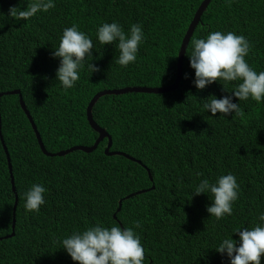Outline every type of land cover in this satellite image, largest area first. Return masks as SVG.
<instances>
[{
    "label": "trees",
    "instance_id": "16d2710c",
    "mask_svg": "<svg viewBox=\"0 0 264 264\" xmlns=\"http://www.w3.org/2000/svg\"><path fill=\"white\" fill-rule=\"evenodd\" d=\"M202 1L53 0V9L26 21L11 18L9 9L26 10L32 0H0V92L20 89L49 152L91 146L99 136L87 118L93 96L173 84L183 37ZM104 23H118L126 35L133 24L141 26L134 63L118 65V42H99ZM73 25L94 48L78 70L80 79L65 90L57 80L61 60L53 53ZM212 32L243 35L251 45L246 62L257 74L264 71V0H211L192 33L175 89L104 95L94 105V121L112 137L110 151L119 154L105 153V138L92 152L45 155L19 95L2 96L0 264H78L60 241L97 225L132 228L146 254L143 264H231L216 251L220 243L232 238L239 246L236 230L264 226L258 219L264 214V99L239 101L231 91L242 81L228 82L227 90L224 81L203 90L195 86L187 52L194 38ZM91 63L99 71L92 73ZM213 96H231L243 115L212 116L203 105ZM228 174L236 177L238 199L232 214L217 220L207 211L211 195H195V188ZM12 176L18 196L14 235ZM34 184L46 189L45 203L28 212L24 194Z\"/></svg>",
    "mask_w": 264,
    "mask_h": 264
},
{
    "label": "clouds",
    "instance_id": "9594fccd",
    "mask_svg": "<svg viewBox=\"0 0 264 264\" xmlns=\"http://www.w3.org/2000/svg\"><path fill=\"white\" fill-rule=\"evenodd\" d=\"M54 7L53 0H32L28 3L26 10L11 7L9 16L16 20L27 21L38 12H48ZM97 36L102 45L118 42L120 54L115 60L118 65L127 67L136 61L139 45L143 40V32L139 24H133L130 33L126 35L118 23H104L98 29ZM21 39L24 43L26 42L23 38ZM93 48V41L83 32L78 31L77 26L73 25L64 29L59 47L55 49L53 55L61 60L57 70V80L65 90L74 87L80 79L78 70L84 66L85 58L92 56ZM191 48V53L187 52V55L190 57V66L195 70L194 83L198 89L203 90L217 81H224L223 84L227 90L228 82L242 81L235 90L231 91L239 101H247L251 98L259 103L264 99V71L257 74L246 62L245 57L251 51V45L243 35H236L233 32L227 34L212 32L206 39L194 38L191 41ZM89 69L92 73L99 71L92 63ZM14 90L20 89L2 91L0 94L19 95L20 99L21 91L20 94H6ZM203 108L210 111L212 116L220 113L226 117L233 112L243 115L240 104L233 103L231 96H225L222 99L210 97ZM148 174L150 178L151 172L148 171ZM238 189L236 177L228 174L219 177L214 184L207 179L202 180L195 188V195L210 194L213 203L207 211L220 220L225 215L232 214V204L238 199ZM12 191L16 198V186L13 183ZM45 191L42 185L34 184L24 194L26 211H40L41 205L45 203L43 196ZM258 219L264 221V214H261ZM135 226L140 227V223L135 222ZM235 233L239 234V246L232 238H226L216 251L221 254L226 253L231 259V264H261V257L264 256V226L257 224L252 229L236 230ZM60 243L72 260L78 264H143L145 259L140 238L132 228L122 229L119 226H113L109 229L97 225L82 233H73Z\"/></svg>",
    "mask_w": 264,
    "mask_h": 264
},
{
    "label": "water",
    "instance_id": "95a60500",
    "mask_svg": "<svg viewBox=\"0 0 264 264\" xmlns=\"http://www.w3.org/2000/svg\"><path fill=\"white\" fill-rule=\"evenodd\" d=\"M210 1L211 0H203L202 1V3L199 5V7H198V9H197V11L193 17V20L191 21V23L188 26V29L185 33V36L183 37V41L181 43L180 50L178 53L177 75H176V79H175L173 84L165 86V87H147L146 88V86H132V87H123V88H118V89H105L103 91H99L98 93H96L93 96V98L90 100V102L87 106V118H88V124L99 134V136L96 139V141L93 143V145H91V146L74 145L68 149L57 151L55 153L49 152L44 145V142L42 140V137H41L39 130L36 128V125L34 124L35 122L33 120V117L31 115L30 111L26 108L25 102H24L22 96L20 95L21 107L29 118L30 125L36 134L39 146H40L41 150L43 151V153L45 155H48V156H63V155H66L70 152H73L75 150H82L84 152H92L93 150H95L97 148V146L99 145V143L103 139L107 138L108 144L105 148V153L108 155L119 154L120 152H117V151L111 152L110 151V146L112 144L111 136L108 134V132L103 127L99 126L94 121L93 114H92V109H93L94 105L96 104L98 99L104 95H110V94L119 95V94H124L127 92L162 93V92H168V91L175 89L178 86L180 78L182 77L183 58H184L186 49L188 47L190 38L192 36V33H193L195 27L199 23V20H200L202 13L206 10ZM3 94L4 93L0 94V98ZM6 94H20V90H14V91L6 92ZM0 124H1V116H0ZM0 134H1V131H0ZM1 139L3 141L2 136H1ZM3 145H4V148L6 150V146H5L4 142H3ZM6 153H7V150H6ZM7 158L9 161V166L11 167L10 158H9L8 153H7ZM150 178L152 180V176H150ZM11 181H12V183L14 182L13 176H12ZM153 188H154V185L151 188L141 189V190L137 191L136 193H144V192L149 191L150 189H153ZM127 197H129V196H127ZM17 203H18V197L16 195L15 205H14V210H13V225H12L13 231L11 232V235H14V233H15V230H14L15 224H16V213L15 212H16V208H17ZM121 204H122V200L120 201V207H121ZM120 207L118 208V210L120 209ZM114 215L116 216V214H114Z\"/></svg>",
    "mask_w": 264,
    "mask_h": 264
},
{
    "label": "bare ground",
    "instance_id": "6f19581e",
    "mask_svg": "<svg viewBox=\"0 0 264 264\" xmlns=\"http://www.w3.org/2000/svg\"><path fill=\"white\" fill-rule=\"evenodd\" d=\"M174 189H175V187H174ZM97 190H99V189H97ZM97 190H96V191H97ZM173 191H174V190H173ZM97 192H98V191H97ZM97 194H98V193H97ZM97 197H98V196H97ZM262 209H263V208H262ZM263 211H264V210H263ZM259 213H260V212H259ZM145 255H146V254H145ZM151 255H152V254H151ZM151 255H150V256H151ZM162 258H163V257H162Z\"/></svg>",
    "mask_w": 264,
    "mask_h": 264
}]
</instances>
